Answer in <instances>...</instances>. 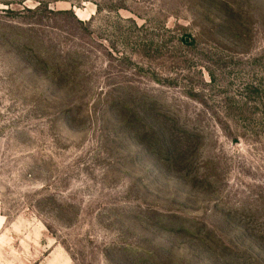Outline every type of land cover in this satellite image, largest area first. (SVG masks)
<instances>
[{
    "label": "rangeland",
    "instance_id": "rangeland-1",
    "mask_svg": "<svg viewBox=\"0 0 264 264\" xmlns=\"http://www.w3.org/2000/svg\"><path fill=\"white\" fill-rule=\"evenodd\" d=\"M0 264H264V0H0Z\"/></svg>",
    "mask_w": 264,
    "mask_h": 264
}]
</instances>
